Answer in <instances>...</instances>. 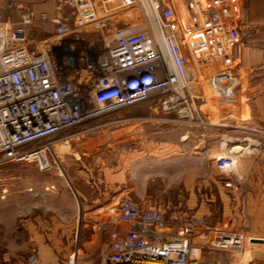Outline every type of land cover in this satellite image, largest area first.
<instances>
[{
    "label": "built area",
    "instance_id": "built-area-1",
    "mask_svg": "<svg viewBox=\"0 0 264 264\" xmlns=\"http://www.w3.org/2000/svg\"><path fill=\"white\" fill-rule=\"evenodd\" d=\"M63 8L71 21L56 20L52 36L33 40L31 12L13 22L0 8V164L34 162L48 170L49 143L42 142L64 130L98 129L89 125L154 95L167 96L164 104L173 108L192 99L198 85L221 97L234 82L241 0H59ZM14 9L13 1L4 4ZM126 11L141 21L114 28L102 49L73 54L64 44ZM226 141L217 166L233 169ZM105 215L96 235L106 241L83 248L75 233L68 264H250L244 255L256 245L243 230L180 206L140 208L122 197ZM29 263L40 264L36 255Z\"/></svg>",
    "mask_w": 264,
    "mask_h": 264
},
{
    "label": "rangeland",
    "instance_id": "rangeland-1",
    "mask_svg": "<svg viewBox=\"0 0 264 264\" xmlns=\"http://www.w3.org/2000/svg\"><path fill=\"white\" fill-rule=\"evenodd\" d=\"M122 16L89 29L81 35L80 42L67 37L64 44L71 47L73 54L81 53L88 46L98 51L104 41L112 38L114 28L141 21L139 14L135 16L128 11ZM239 21L243 27L241 47L242 43L264 44V33L249 35L250 29H245V21L250 23V19L245 17L242 5ZM45 23L47 32L35 30L33 37L46 39L55 33L57 24ZM245 61L243 57V68L235 74L237 80L221 97H216L206 85H198L191 89L192 99L171 108V104H164L167 96L154 95L89 125H101L98 129L75 135L79 128H72L50 137L42 142L49 143L48 170H40L34 162L0 164V264H30L31 255H36L40 264H68L75 233L83 248L89 247L95 238L106 241L104 236L96 235V229L106 219L107 206L122 197L140 208L180 206L214 222L224 218V224H232L234 229L263 239L262 243L248 247L249 253L244 255L245 259H251L250 264H258L257 259L264 256V234L251 231L261 232L264 228L246 226L244 194H229L231 180L222 177L216 169L218 164L209 157L178 159L182 152L203 155L212 148L215 153V146L222 140H228L225 151L234 145L239 152L249 147L246 134L242 132L241 137L233 138L232 130L264 124V100L259 103L257 92L255 95L253 91L254 85L264 82V78L259 73H249ZM133 122L156 125L162 143L158 144L157 158L151 162L119 160L117 130ZM207 128L212 132L206 139L202 138L206 146L198 147L200 134ZM216 129L219 131L213 134ZM185 130L192 136L182 147L178 138ZM165 142L170 143L163 147ZM235 165L236 162L233 169L223 171L230 172ZM234 177L238 185L242 184L241 176Z\"/></svg>",
    "mask_w": 264,
    "mask_h": 264
},
{
    "label": "crops",
    "instance_id": "crops-1",
    "mask_svg": "<svg viewBox=\"0 0 264 264\" xmlns=\"http://www.w3.org/2000/svg\"><path fill=\"white\" fill-rule=\"evenodd\" d=\"M7 1H13L15 3V9L11 12H7L6 10H4V4ZM58 1L59 0H0V8L3 10L5 18L13 22L19 21L20 13L22 11L31 12L33 16V24L28 28L27 34L28 38L30 40H33L41 39L32 36L35 30H37L36 32L39 33L47 32L48 27L47 23H45L46 21H50L54 24L56 23V20L66 22L71 21L69 11H65L66 9L64 10V8L57 9ZM241 5L245 17L250 19V23L245 21V29H250V32H248V34H263L264 0H241ZM263 46L264 44L246 45L245 43H242V47L241 45L239 47V57H241V60L240 62H237L235 74L243 68L242 59L243 57H245L246 64L244 65L249 73H259L264 78ZM235 80H237L236 75L234 78V82ZM253 91L255 95L257 92L256 100L259 101V103L264 100V82L255 84ZM211 130L212 129L207 128L203 132V135L200 134L201 138L198 140V147L204 144V146H206V143L202 144V138L206 139V136H209V133L212 132ZM217 131H219V129L213 131V134H216ZM248 131H250L251 133H248ZM232 132L234 134L232 136L233 138L241 137L242 132L243 134L245 133V139L249 147L242 148L239 153H237L238 151L236 152V165L234 170H231L230 172H224L223 169L218 168V166H216V169H218L220 174L222 173V177L224 179L226 178L231 180L232 186H229V194H231L232 196H240V194H244L245 201L243 208L245 211L246 226L258 230V228H264V124L262 123L247 125L244 127H235ZM212 135H210V138ZM222 135L223 134H221V136ZM191 136L192 135L190 134V131H182L180 134V138H178L179 145L182 147L184 145L186 146ZM161 143L162 141L159 140L158 131L155 124H142L140 122H133L117 130L118 155L120 158L119 160L123 162H133L140 164L151 162L152 159L157 158V147L158 144L161 145ZM168 143L165 142L163 147ZM203 149L205 150L206 148L203 147ZM211 149L212 148H210L209 150L206 149L207 151H205L203 155H189L183 154L182 152L178 159L189 160L190 156L195 159H202L206 156L217 163V157L220 155L218 153L220 144L219 146H217V148L215 146V153L213 152V149ZM235 149H237V147ZM162 151H165V149L163 148ZM234 175L241 176L240 183L242 184H237ZM145 207L146 206L142 208ZM223 220L224 218L219 223L221 225L228 226L229 224H224ZM229 226L232 227V224H230ZM263 231L264 230L262 229L261 232L259 230L251 232L253 234H264ZM257 261L258 264H264V256L258 258Z\"/></svg>",
    "mask_w": 264,
    "mask_h": 264
},
{
    "label": "water",
    "instance_id": "water-1",
    "mask_svg": "<svg viewBox=\"0 0 264 264\" xmlns=\"http://www.w3.org/2000/svg\"><path fill=\"white\" fill-rule=\"evenodd\" d=\"M253 242H256V243H262L263 242V239L261 238H255V239H252Z\"/></svg>",
    "mask_w": 264,
    "mask_h": 264
},
{
    "label": "bare ground",
    "instance_id": "bare-ground-1",
    "mask_svg": "<svg viewBox=\"0 0 264 264\" xmlns=\"http://www.w3.org/2000/svg\"><path fill=\"white\" fill-rule=\"evenodd\" d=\"M234 146H235V147H233L232 150H231L233 153H234V152H237V150H235V148L238 147L237 145H234ZM238 152H239V151H238ZM244 258H245V257H244ZM247 260H249V259L247 258ZM244 261H245V259H244Z\"/></svg>",
    "mask_w": 264,
    "mask_h": 264
}]
</instances>
